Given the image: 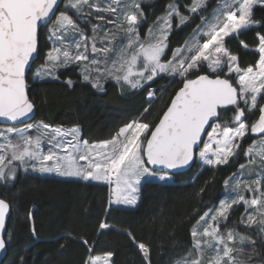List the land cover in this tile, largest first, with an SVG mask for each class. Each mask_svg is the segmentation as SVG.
<instances>
[{"label":"snow or ice","instance_id":"obj_1","mask_svg":"<svg viewBox=\"0 0 264 264\" xmlns=\"http://www.w3.org/2000/svg\"><path fill=\"white\" fill-rule=\"evenodd\" d=\"M86 6L95 9L97 20L112 24L115 30L92 24L87 19L92 12H85ZM257 6L264 7V0H219L210 16H205L201 13L207 11L208 0H192L188 11L200 15V24L196 25L191 41L173 50L170 59H162L167 57L175 18H179L176 27L192 20L191 16L182 15L179 4L170 3L157 26L149 27L142 37L140 26L145 14L140 0H107L105 8L91 0H69L76 18L91 24L92 35L88 36L67 10L56 14L58 0H0V117L6 120H23L33 112L26 69L38 51L40 27L49 24V39L55 43L47 55L49 63L35 74L39 79L44 78L42 72L51 75V69L73 64L81 66L83 79L97 88L101 78L113 79L121 87L127 85L131 89L143 88L161 74L182 78V87L175 92L158 123L129 122L111 140L99 144L81 141L78 128L64 131L43 121L24 129L10 127L0 131L6 139V143H0V181L15 178L14 161L18 166L31 162L33 170L41 173L114 185V199L110 203L135 205L145 177L155 176L160 181L171 178L166 171L157 175L148 165L175 170L188 166L198 151L204 165L217 167L242 153L250 157V164H259V173L251 172L255 176L251 181L234 177L225 181L226 188L235 196L221 202L219 210H210L215 211L214 215L209 217L205 212L200 217L191 232V246L175 264H264V259H253L261 255L255 240L241 236V247H236L233 231H221L233 206L243 204L246 219L241 217L240 223L254 229L264 245V21L255 17ZM99 13H109L115 19ZM248 30L256 33L258 59L241 67L226 38L239 37ZM66 40L69 42L65 43ZM239 43L249 48L244 40ZM71 83L68 81L69 86ZM148 95L153 97L155 92ZM147 111L145 108L144 112ZM32 128L45 139L29 134ZM11 133L19 137L17 142L7 140ZM249 133L258 134L260 140L243 149L240 141ZM205 135L206 141L202 139ZM66 136L71 139L65 140ZM42 144L48 145L46 151ZM240 168L243 170L246 165ZM241 184L243 191L253 193L251 198L242 194ZM9 211V203L0 199V230L5 227ZM99 227L106 229L109 225L101 223ZM128 235L135 242V237ZM82 242L89 244L87 240ZM244 245L252 255L240 259L246 251ZM5 248L6 241L0 237V250ZM138 248L148 260L149 248L144 243H138ZM88 251L93 249L89 247ZM113 255L110 251L90 255L84 264H111Z\"/></svg>","mask_w":264,"mask_h":264},{"label":"trees","instance_id":"obj_2","mask_svg":"<svg viewBox=\"0 0 264 264\" xmlns=\"http://www.w3.org/2000/svg\"><path fill=\"white\" fill-rule=\"evenodd\" d=\"M191 2L155 0L143 4L142 32L167 11L170 3L179 4L181 13L189 15L186 8ZM59 10L65 11L62 5ZM254 14L264 21V7L257 6ZM198 22L199 15H194L186 25L176 27L174 24L168 38L167 57L163 59H169L173 50L185 44ZM45 31L43 27L40 55L34 66L43 62L47 47ZM240 40L249 48L245 49ZM226 42L238 56L241 67L258 59L254 30ZM181 80L163 75L138 89L108 82L104 91H98L83 81L78 66H69L60 70L56 79L29 84L31 99L37 107L36 119L52 125H78L84 139L101 141L112 139L121 127L138 118L151 125L157 123L182 85ZM68 81L72 82L71 86ZM165 86L156 101L147 99L152 87ZM258 137L249 133L241 142L242 148L247 149ZM248 161L249 157L241 153L228 164L217 167L201 168L195 162L189 170L172 175L171 181L147 180L140 187L139 204L131 208L110 207L107 184L43 177L20 169L15 179L0 181V197L11 204L6 233L8 252L2 264H84L88 256L109 251L114 253L112 264H149V261L150 264H175L191 246V232L197 221L224 195L225 181ZM241 211L242 207L234 210L230 219L238 217ZM101 223L109 227L101 229ZM129 233L135 237V242ZM83 240L89 244L86 246ZM138 243L149 248L148 260L144 259Z\"/></svg>","mask_w":264,"mask_h":264},{"label":"rangeland","instance_id":"obj_3","mask_svg":"<svg viewBox=\"0 0 264 264\" xmlns=\"http://www.w3.org/2000/svg\"><path fill=\"white\" fill-rule=\"evenodd\" d=\"M155 0H140L141 2V7L143 4L145 3H152L154 2ZM214 1L213 5L211 6V2ZM92 3H96V4H99V6L101 8H105L107 7V0H91ZM217 3H219V0H208V8H207V11L206 12H203V13H206L205 16H210L212 10L216 7ZM173 4H177V3H173ZM62 7L65 9V11L67 10L68 11V14L69 15H72L74 19H76V22L80 25L81 28L85 29V32H86V35L88 36H91L92 35V31H91V24H85L82 20L80 19H77L76 16L74 15V10L71 9L69 7V0H64L63 3H62ZM188 10V7L186 8ZM64 10H59L57 12V15H59L60 12H62ZM91 11L92 12V16H89L87 17V19L91 20V23L92 24H101L103 27L105 28H108V29H112V30H115L114 29V26L112 24H106L104 21H100V20H97L95 17L96 15H98V13L95 11V9H89L87 8V6L85 7V12H89ZM71 12V13H69ZM167 12V11H166ZM166 12L164 14H162L159 18L161 17H164ZM203 13H201L203 15ZM100 15H105L106 17L110 18V19H115V16H112L111 14L109 13H99ZM183 15V14H182ZM194 15H198V14H194V13H189V15H184V16H191L193 17ZM200 17V15H199ZM159 18L157 19V21L155 23H153V25L151 27L155 28L157 26V22L159 20ZM55 20V17L53 19V22ZM178 20L179 18H175V20L173 21V27H174V24L175 23H178ZM201 22V21H200ZM200 22H198V24H200ZM143 24V23H142ZM197 24V25H198ZM142 26V25H141ZM141 26H140V33H141V36H145L146 33H147V30H145V32H142L141 30ZM183 26V25H181ZM196 27V26H195ZM195 27L193 28V32L192 34L190 35V37L186 40V41H191L192 37H193V34H194V29ZM51 28V24H49L48 26H46V31H45V36H44V43H46L47 47L45 49V52H44V55H43V62H39L38 64H36L34 66V68L31 70L30 74H29V82H35V81H41V80H46V79H56V78H53V76L57 77V73L62 70V69H65L67 67H58V68H54V69H51V75H48V74H45L44 72H42L41 74L44 76L43 79H39L36 77V72L38 71H41L42 70V66H44L45 64L49 63L47 61V55L49 53V51H51V49L53 48L54 46V41L49 39V29ZM173 29V28H172ZM172 31V30H171ZM122 35V34H121ZM202 40L203 39H206V38H201ZM227 39L229 38H226V41ZM65 43H68L69 40H66L64 41ZM58 46V45H57ZM98 47L100 46L99 44L97 45ZM72 52L73 54H75V49H72ZM89 55L91 56V54L89 53ZM171 58V57H170ZM169 58V59H170ZM163 59V57H162ZM86 63V62H85ZM70 66H78V65H70ZM79 69H80V72L82 74V79H83V71H82V67L81 66H78ZM101 67H103V65H101ZM93 77L96 75L95 72H93ZM163 75H167V74H161L160 76H157L156 78H159V77H162ZM169 76V75H168ZM172 77V76H171ZM179 77V76H177ZM155 78V79H156ZM173 78V77H172ZM176 78V77H175ZM181 78V77H179ZM155 79L153 81H155ZM84 82L86 83H90L92 84V82L90 81H85L83 79ZM153 81H149L148 83L146 84H150V83H153ZM108 82H116L115 80L113 79H110V78H101L99 80V84H100V87L97 88L95 87L98 91H104L105 90V85L106 83ZM143 83V82H142ZM166 89V86L165 87H162V88H158V87H152L149 91V92H155V95L153 97H149V95L147 94V99L150 101V102H154L156 101L160 96L161 94L163 93V91ZM136 120H139L141 121L139 118L138 119H135V120H132V121H136ZM41 120L39 119H34L30 122H27V123H23V124H20V125H3V124H0V131H4L5 129L7 128H10V127H15L17 129H24L26 128L27 125H35L37 123H39ZM131 121V122H132ZM44 122V121H43ZM143 122V121H141ZM46 123V122H44ZM49 124V123H47ZM52 126V128H61L62 130L64 131H68V130H71L73 128H78L79 129V133H80V140L81 141H88L89 145H92V144H99L103 141H109L111 139H108V140H101V141H89L87 139H84L82 137V132H81V128L78 126V125H72V126H64V125H52V124H49ZM210 131V130H209ZM29 134H31L32 136H37V135H41V138L42 139H45V137L41 134V133H38L37 130L35 128H32V129H29L28 130ZM247 138V136L245 137ZM244 138V139H245ZM19 139V137L16 135V133H11V134H8L7 135V140H10L12 141L13 143L17 142ZM65 140H70L71 139V136H66L64 137ZM207 136H206V139L205 141L207 140ZM260 140V137H258L255 141H259ZM243 141V140H242ZM240 141V143L242 142ZM0 143H6V139L5 137L3 136H0ZM47 147L48 145L47 144H42V149L43 150H47ZM203 147V145L201 146ZM213 147H215V145H213ZM233 158V157H232ZM231 160V158H230ZM249 160H250V157H249ZM196 162L197 164L199 165V167L203 168V167H206L208 165H204L203 162L199 159V155H198V152H197V157H196ZM81 164H85L86 162L84 161H81L80 162ZM13 164L17 165L16 169H15V177L16 175L19 173L20 169L23 171V172H26V173H30V174H35V175H39V176H43V177H57V178H61V179H74V180H81L79 178H76V177H66V176H60V175H57L56 173H41L39 172L38 170H33V168L31 167V162H29V165H26V166H18V162H13ZM246 165V168L241 170L240 168V171L234 175H232L231 177H234V180L235 179H238V180H241V181H251L252 179H255V176L254 175H250L251 172H255V173H259L260 171V166L259 164H250L249 161L245 164ZM27 167V170H25V168ZM149 167V166H148ZM150 168V167H149ZM161 172H157V175L160 174ZM171 178L167 181H171L173 180V176L170 174ZM15 179V178H14ZM147 180H158L160 181L159 179H157L155 176H152V177H149V178H146L144 181H147ZM83 181V180H81ZM85 182H97V183H104V184H107L103 181H85ZM234 182V181H233ZM109 185V184H107ZM114 187V185H109V188H110V201L114 199V197L112 196L111 194V188ZM230 187V186H229ZM241 191H242V194L245 195L246 198H251L253 193L251 192H247V191H243V184H241ZM235 192H232L230 191L228 188H226V185H225V189H224V195L221 197V199L219 200L218 204L216 206H214L212 209L210 210H219L220 207H221V202L223 201H229L233 196H235ZM140 197H141V191H139L138 193V200H137V203L135 205H127V204H115V203H110L112 204L113 206H116V207H136L138 204H139V201H140ZM239 207H242V211L240 212V215L236 218H232L230 219V217L232 216V213L234 210H236L237 208ZM207 211L209 213V217L211 215H214L215 214V211ZM249 211H252L251 209H249ZM241 217H245L246 219V214H245V207L243 204H240V205H234L233 208L229 211V218L227 220L226 223H223L221 225V231L222 232H227L228 230H231L233 231V233L236 235V241H237V244L235 245L236 247H241V245L238 243L241 236L243 237H250L252 240H255L256 241V247H257V250L258 252H260V256H253V259L254 260H260V259H264V245H261V242H260V237L255 233L254 229H250L247 227L246 224H241L240 223V220H241ZM244 247L246 248V251L245 253L240 257V259H245L248 255H252L250 249L247 247V245H244ZM207 259V257L205 258ZM112 264V262H111Z\"/></svg>","mask_w":264,"mask_h":264},{"label":"water","instance_id":"obj_4","mask_svg":"<svg viewBox=\"0 0 264 264\" xmlns=\"http://www.w3.org/2000/svg\"><path fill=\"white\" fill-rule=\"evenodd\" d=\"M64 0H58V7L55 9L56 11V14L57 12L59 11L62 3H63ZM54 19V17H53ZM45 27V26H41L40 29H39V33H38V51L37 53H34L32 59L30 60V64L29 66L27 67L26 69V80L28 82V96H29V99L33 102L34 104V109H33V112L29 114L28 117H25L23 118V120H18V121H9V120H6L5 118H2L0 117V124H3V125H20V124H23V123H27V122H30L34 119H36V116H37V107H36V104L34 103V101L31 99V96H30V84H29V74L31 72V70L33 69V66H34V63L37 61L39 55H40V33H41V29ZM203 74V73H202ZM195 78V77H194ZM182 87V85L180 86ZM179 87V88H180ZM179 88L176 90L178 91ZM175 95V93H174ZM174 95L172 96V98L174 97ZM171 102V100H170ZM169 102V104H170ZM168 104V105H169ZM167 109V108H166ZM166 109L164 111H166ZM163 114V113H162ZM162 116V115H161ZM159 121V120H158ZM157 121V123H158ZM210 130V129H208ZM203 140L206 139V135L202 137ZM202 146V144H201ZM200 146V147H201ZM198 152V151H197ZM196 157H197V153H196V156L194 158V160L188 165V166H185V167H182V168H178V169H175V170H161L159 169L158 167L156 166H152V165H148L150 168H153L156 170V172H161V171H166V172H169L171 175H174L176 173H179V172H184V171H187L189 170L193 165L194 163L196 162ZM0 199H3L0 197ZM5 200V199H4ZM7 203H9L7 200H5ZM10 205V211L8 214H6V219H5V227L4 229L0 230V237L4 238L5 241H6V233H7V224H8V220H9V217L11 215V204L9 203ZM7 252H8V245H7V241H6V248L3 249V250H0V264H2L3 260L6 258L7 256ZM92 253V252H91Z\"/></svg>","mask_w":264,"mask_h":264},{"label":"crops","instance_id":"obj_5","mask_svg":"<svg viewBox=\"0 0 264 264\" xmlns=\"http://www.w3.org/2000/svg\"><path fill=\"white\" fill-rule=\"evenodd\" d=\"M146 178H149V177H145V178H144V180H145ZM144 180L142 181L141 185H142V184L145 182ZM141 185H140V187H141ZM111 206H113V205H112V204H110V207H111ZM127 208H131V207H130V206H128Z\"/></svg>","mask_w":264,"mask_h":264}]
</instances>
